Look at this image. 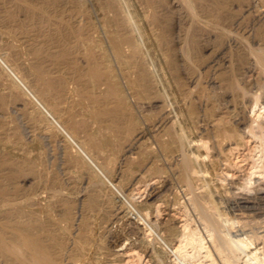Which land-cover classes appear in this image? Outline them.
Returning <instances> with one entry per match:
<instances>
[{"label": "bare ground", "instance_id": "1", "mask_svg": "<svg viewBox=\"0 0 264 264\" xmlns=\"http://www.w3.org/2000/svg\"><path fill=\"white\" fill-rule=\"evenodd\" d=\"M18 1L48 24H2L0 41L46 45L66 83L53 104L89 131L75 137L0 57L35 100L0 105V264H123L127 240L151 264H264V0Z\"/></svg>", "mask_w": 264, "mask_h": 264}, {"label": "rangeland", "instance_id": "2", "mask_svg": "<svg viewBox=\"0 0 264 264\" xmlns=\"http://www.w3.org/2000/svg\"><path fill=\"white\" fill-rule=\"evenodd\" d=\"M1 1L2 0H0V3L3 6L6 3L8 4V6L6 4L5 5L6 8H3V6L0 4V6H1L0 12L5 11L3 13H0V15H1L0 16V28L2 29L4 26H6L2 30H5V31L7 30L8 31L7 33L10 32V34L12 36L13 35H18L19 36V34H22V33L23 34H26V33L30 34L28 31L33 32V30L31 31L30 26L31 27L33 26L32 29L34 28V32L36 31V33H38V32L41 31V28L43 26H46L48 24L46 21H44V22L42 21L43 23L39 22L41 20H44V18H45L44 15L45 14L38 12V10H36V9L32 10L31 7H27L26 8V6H24L25 4L23 5V3L22 4L21 3H17L18 0H13V1L12 0L11 1L10 0H6V1L4 0L6 2L4 4H3L4 1L3 2H1ZM18 2H20V1H18ZM57 4H58V1H57ZM31 10H32V13L34 14V16H33V14H31ZM20 14L22 16H20ZM26 15H27V17H26ZM21 17H24V18H21ZM42 17H43V19H42ZM20 18H21L22 21L20 20ZM8 23H11V24H9L10 26L8 25ZM30 23H31V25H30ZM34 23H35V25H34ZM5 24H7V25H5ZM60 30L63 33L64 30L63 29H60ZM19 31H22V32H19ZM17 33H19V34H17ZM18 36H15V38L11 37L10 39L12 41L10 39H8L10 42L7 39L6 40L3 39L2 42L0 41V57L4 60L5 64L9 68H12L15 72H17L25 80L27 85L32 89L33 93H35L37 95V97L39 98V100H41L54 113V115L59 120V122L63 125V127L67 128L69 130H72L75 137H78V136H80V135H82L84 133L87 134V131H89V123H88V119L86 117L85 118L87 120L84 119L83 116L81 118L80 115L79 116L77 115V117L76 116H74V117L72 116L74 118V120H73V118H70V119L66 118V117L64 118V116H62V115L59 116L61 113H58L59 109L55 108V105L53 104L55 101H56L55 103L57 104V102L59 100L60 101L62 100V98L64 96V91H65L64 86L66 85V83H65V79H64L65 77L63 75H61V74H59L60 75L59 76L58 73L54 72L52 70V68H51L50 61L48 63V60L51 59L50 58L51 56L47 57L49 55L46 53V50L44 48L46 45L42 46V44H37V45H39V46H37L36 44H34V45L30 46V43H29V44H26V45L27 46L29 45L30 47L29 46L27 47L25 45L22 46L21 44L19 45L18 44L19 41L16 40V39H18ZM13 39H15V40H13ZM6 41H8V42H6ZM25 48H27V49H25ZM43 50H44V52H43ZM45 53H46V55H45ZM43 58H45L44 61H43ZM45 65H48V67L45 66ZM39 76L40 77L42 76L41 80L39 79ZM5 77H9L10 80L12 82H14V78L10 74V71L8 70V68L0 61V81L2 80V78H5ZM32 80L35 81V82H33ZM59 80H62V81H59ZM58 83H61V84H58ZM14 84L16 85V89H14V91H12V92L5 91V90H4L5 91L4 92V91H2V89H0V92L2 91L1 92L2 94L0 93V98H2V100L0 99V105H1V102H5L3 104V107H4V105L7 104L9 101H10L9 103L14 102V101H23L27 105H29L30 103L35 102V100L24 90V88L21 85H19L16 82H14ZM3 92L5 93V95H4ZM60 95H63V96H60ZM82 96H84V95H82ZM7 97H9V98H7ZM53 97H58V98L53 99ZM3 99L5 101H3ZM6 99L8 100V102H7ZM52 105H54V107H52ZM1 107H2V105H1ZM56 109H57V111H55ZM18 112L19 113L16 112V114L13 113V115H17V116H14V119L16 121L17 120L19 121V118H20L19 115L22 114L23 112H25V109L22 108ZM40 115L42 117H44V118L46 117L50 121V119L47 117V115H45L42 111H40ZM51 125H53L52 126L53 128L58 129V127L55 125V123H51ZM96 139L100 140V137L96 136ZM252 144L253 143L251 141L247 142L245 146H242L239 150H236L235 154L232 155L231 158H232V164H233L232 165V169L234 171V175H233L234 178H237L239 175H242L245 172V169L248 166V162L251 159V158H249V155L251 154L250 147H251ZM133 156H134V158H133ZM139 156H138V154L137 155L136 154H134V155L132 154V156H131L132 158L128 157V163L130 164L131 161H132L133 163L130 164L132 166L135 163H138V161L140 162L142 158L140 157L141 159H139ZM24 171H27V169L24 168ZM229 177H231V175ZM155 180L156 179H152V180L148 181V184H146L145 182H141V183L138 182L139 184L138 183L136 184L135 190L133 191V193L135 195V199H137V200L145 199L149 192H151L154 189L156 190L157 187H159V185L160 186L162 185L161 182H158V180H156V181ZM108 187L111 188L110 185ZM162 209H163V207H162ZM237 213H240V212H237ZM161 216L162 217L166 216V212L164 210H163ZM176 216L179 219L183 218L179 214H176ZM256 216H257L256 218L260 219L261 216L262 217L264 216V214H262L261 216H260V214H258ZM120 226H121L120 223L117 224V225H114L113 229H114V232L116 234L119 233L118 231H121V229H120L121 227ZM133 237H135V236H133ZM129 243H130V240H127V241H125V244H123L122 246L120 245V246L116 247V249H119L122 252L124 251L123 252V256H122L123 264H151V262L147 261V258L145 257V255L143 253H141L139 249H136V248H133V247L131 248V246H129ZM138 253L140 255V258H139Z\"/></svg>", "mask_w": 264, "mask_h": 264}]
</instances>
